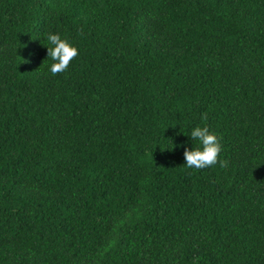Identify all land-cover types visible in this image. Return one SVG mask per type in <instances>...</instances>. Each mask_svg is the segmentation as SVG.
<instances>
[{
    "label": "trees",
    "instance_id": "obj_1",
    "mask_svg": "<svg viewBox=\"0 0 264 264\" xmlns=\"http://www.w3.org/2000/svg\"><path fill=\"white\" fill-rule=\"evenodd\" d=\"M0 264H264V0H0Z\"/></svg>",
    "mask_w": 264,
    "mask_h": 264
},
{
    "label": "clouds",
    "instance_id": "obj_2",
    "mask_svg": "<svg viewBox=\"0 0 264 264\" xmlns=\"http://www.w3.org/2000/svg\"><path fill=\"white\" fill-rule=\"evenodd\" d=\"M48 42L53 47H47V57H50L54 63L50 67L53 76L65 72L73 58L77 57V48L72 46L68 40L62 39L58 34H48ZM203 118L207 119V114H202ZM190 138L196 140L202 145V148L188 150L185 148L184 157L188 168L195 167L203 169L213 166L218 161V155L221 151V144L217 136L209 132L207 127H195ZM226 161H220L221 167H225Z\"/></svg>",
    "mask_w": 264,
    "mask_h": 264
}]
</instances>
